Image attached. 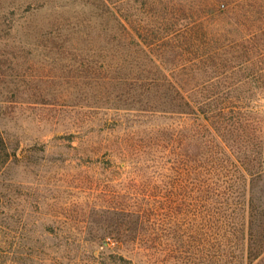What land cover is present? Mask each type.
<instances>
[{
    "label": "rangeland",
    "instance_id": "obj_1",
    "mask_svg": "<svg viewBox=\"0 0 264 264\" xmlns=\"http://www.w3.org/2000/svg\"><path fill=\"white\" fill-rule=\"evenodd\" d=\"M169 79L264 121V0H0V264H147L101 239L175 174L196 115L152 101Z\"/></svg>",
    "mask_w": 264,
    "mask_h": 264
},
{
    "label": "trees",
    "instance_id": "obj_2",
    "mask_svg": "<svg viewBox=\"0 0 264 264\" xmlns=\"http://www.w3.org/2000/svg\"><path fill=\"white\" fill-rule=\"evenodd\" d=\"M215 81L210 78L206 85L215 86ZM179 82L169 79L163 94L151 96L166 112L196 115L181 139L177 168L169 162L166 167L175 174L162 188L137 187L133 206L116 208L129 218L136 236H122L119 228L116 236L101 240L118 249L131 243L147 253L142 254L147 264H264L261 111L245 106L240 93L182 90Z\"/></svg>",
    "mask_w": 264,
    "mask_h": 264
}]
</instances>
